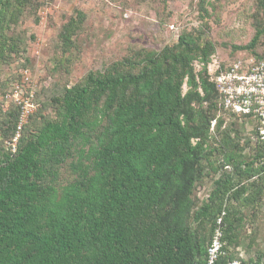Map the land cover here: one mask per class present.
Segmentation results:
<instances>
[{
	"label": "trees",
	"instance_id": "1",
	"mask_svg": "<svg viewBox=\"0 0 264 264\" xmlns=\"http://www.w3.org/2000/svg\"><path fill=\"white\" fill-rule=\"evenodd\" d=\"M32 2L0 0V59L15 52L7 32ZM256 2L264 11V0ZM83 23L76 12L61 27L64 52ZM263 36L257 27L249 43L233 47L252 55L218 64L217 72L240 59H264L253 53ZM214 51L193 33L160 51L132 49L51 95V115H40V105L38 122L29 116L14 150L19 108L9 114L0 126L3 138L10 135L0 152V264H206L221 213L216 264L232 261L241 218L226 203L258 194L249 188L264 184V143L251 139L245 119L221 108L208 71ZM250 144L252 154L241 156ZM222 167L231 172L195 201L208 168Z\"/></svg>",
	"mask_w": 264,
	"mask_h": 264
},
{
	"label": "rangeland",
	"instance_id": "2",
	"mask_svg": "<svg viewBox=\"0 0 264 264\" xmlns=\"http://www.w3.org/2000/svg\"><path fill=\"white\" fill-rule=\"evenodd\" d=\"M76 12L84 14V23L72 37L71 49L64 52L58 34ZM262 26L264 11L256 0H33L7 32L15 43V52H5L0 59V126L10 120L9 114L27 102L36 108L30 114L31 122H38L35 114L40 105L43 106L40 115H51L48 107L51 95L78 84L89 71L103 70L121 60L132 49L160 51L175 44L181 34L193 33L214 45L208 63L212 71L218 64L227 65L236 57L252 55L251 51H235L233 47L245 46L255 29ZM253 53L264 55V36ZM193 67L195 71L201 68L196 63ZM23 72H27L28 81H23ZM16 84L20 93L13 98L12 88ZM233 128L245 135L246 129ZM2 134L0 131V152L10 138V135L3 138ZM252 151L250 144L241 156L248 158ZM218 163L216 157L215 165ZM230 172L231 168L226 167L215 172L208 168L207 176L196 184L193 199L198 203L205 201L214 182ZM68 178L62 171L61 179ZM255 179L242 182L247 185ZM249 190L258 192L252 202L226 203L241 218L237 230L239 246L230 247L228 252L240 264L252 262L256 257H261L264 264V184L258 182Z\"/></svg>",
	"mask_w": 264,
	"mask_h": 264
},
{
	"label": "built area",
	"instance_id": "3",
	"mask_svg": "<svg viewBox=\"0 0 264 264\" xmlns=\"http://www.w3.org/2000/svg\"><path fill=\"white\" fill-rule=\"evenodd\" d=\"M218 65L209 71L211 81L221 97V108L231 113L240 120H246L249 131H253V141L264 143V59L258 60L253 57L240 59L225 70H218ZM23 81H28L27 72L22 74ZM20 93V86L14 85L12 97L17 98ZM31 94L28 96L31 98ZM26 100H28L26 98ZM36 108L31 102L19 106V116L16 126V133L11 141V148L14 150L19 131L27 122L28 116ZM215 121L211 122L213 129ZM221 216L216 221V228L206 247V264H216L223 254L221 242ZM227 264H240L239 261H230Z\"/></svg>",
	"mask_w": 264,
	"mask_h": 264
}]
</instances>
